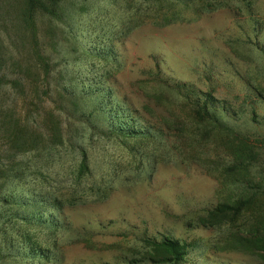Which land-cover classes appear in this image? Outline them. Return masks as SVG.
I'll list each match as a JSON object with an SVG mask.
<instances>
[{
    "label": "rangeland",
    "instance_id": "rangeland-1",
    "mask_svg": "<svg viewBox=\"0 0 264 264\" xmlns=\"http://www.w3.org/2000/svg\"><path fill=\"white\" fill-rule=\"evenodd\" d=\"M43 2L0 0V264H264V0Z\"/></svg>",
    "mask_w": 264,
    "mask_h": 264
},
{
    "label": "trees",
    "instance_id": "trees-1",
    "mask_svg": "<svg viewBox=\"0 0 264 264\" xmlns=\"http://www.w3.org/2000/svg\"><path fill=\"white\" fill-rule=\"evenodd\" d=\"M24 16L28 23L34 25L33 20L36 14H49L52 15V9L47 7L43 0H23ZM260 50L264 51L263 47H260ZM174 90L182 95L186 100L194 105L197 112L208 119L209 122L222 126V121H220V113L222 116H228V111L225 108L224 104L213 99L210 95H204L199 91L194 90L193 88L182 85L175 84L173 86ZM248 171V169H247ZM237 184L245 189L246 191L255 190V193L260 192V187H251L253 182L249 181L246 178H241L236 181ZM263 189V188H262ZM251 204L249 199H240L236 201L233 205L220 204L214 210L210 212V216L216 218V216H224L227 213H235L241 215L243 212L247 211ZM260 226H258L259 228ZM252 228V227H251ZM145 249L149 250L146 253L145 261L152 264H178L182 261L184 257V246L181 245L178 241L164 239L162 241L156 240H145L144 242ZM258 246L261 250H264V238L258 242Z\"/></svg>",
    "mask_w": 264,
    "mask_h": 264
}]
</instances>
